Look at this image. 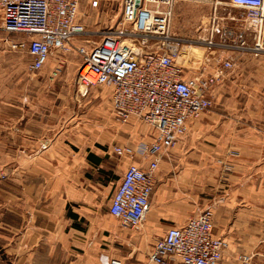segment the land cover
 I'll return each instance as SVG.
<instances>
[{
    "label": "built area",
    "instance_id": "built-area-1",
    "mask_svg": "<svg viewBox=\"0 0 264 264\" xmlns=\"http://www.w3.org/2000/svg\"><path fill=\"white\" fill-rule=\"evenodd\" d=\"M83 0H0L2 30L23 34L26 40H6L15 51L27 50L29 71H42L58 53L75 50L83 64L76 76L79 88L104 86L112 90V107L123 123L132 120L155 130L151 143L114 148L120 156L165 157L212 105L211 90L234 66L231 57L218 53L245 52L264 59V0H227V8L241 12L242 20L230 13L219 17L217 2L211 29L200 37L208 50L201 66L211 72L189 74L182 58L185 40L172 31L174 6L179 0H124L123 21L93 46L71 41L82 37L79 22ZM99 3L96 2V6ZM229 22H225V20ZM59 70V69H57ZM55 73L54 76H57ZM45 149V146H43ZM159 160L146 169L131 164L117 187L109 214L127 229H139L151 208ZM8 174L0 172V184ZM214 215L204 210L187 224L171 227L159 238L149 257L150 264H219L229 242L214 236ZM252 256H240L250 264ZM102 264H125L102 256Z\"/></svg>",
    "mask_w": 264,
    "mask_h": 264
},
{
    "label": "rangeland",
    "instance_id": "rangeland-1",
    "mask_svg": "<svg viewBox=\"0 0 264 264\" xmlns=\"http://www.w3.org/2000/svg\"><path fill=\"white\" fill-rule=\"evenodd\" d=\"M217 2L223 3L219 5V17L226 18L230 13L243 19L240 11L223 8L227 0H179L174 6L172 31L185 40L180 62L189 74L212 71L200 65L194 52L198 51L200 56L208 54L200 37L211 29ZM123 6L124 0H83L79 22L86 33L71 44L98 43L106 32L121 25ZM2 26L0 11V109L21 112L26 117L25 122L33 130L32 145L42 140V150H46L51 144L74 143L78 152L88 146L115 148L144 136L147 125L135 120L123 123L116 117L112 90L104 86L89 90L77 86L75 80L83 58L75 50L56 54L42 71L33 73L29 71L31 58L27 50L15 51L6 43L7 39L26 40V36L7 35ZM218 53L233 58L234 66L211 90L212 105L198 120L202 123L200 129L194 136L188 129L166 155L169 162L158 171L165 179L156 181L153 198L163 189L169 191L175 207L184 204L185 214L192 218L211 210L217 219L215 226L222 231L221 238L229 242V250L243 249L248 244L244 241L251 237L259 261L264 262V217L258 216L264 214V205L259 206V211L244 199V181L254 172L248 167L256 166L260 160L250 157L254 154L251 138L264 140V59L238 51ZM55 73L59 77L57 82L45 81ZM188 139L194 142L187 155L179 161L169 159L170 153ZM122 158L125 157H117ZM114 193L108 198L106 193L102 194L100 201L111 205ZM256 211L260 213L257 216ZM139 229L127 230V235L131 237V230ZM123 251L127 252V247Z\"/></svg>",
    "mask_w": 264,
    "mask_h": 264
},
{
    "label": "crops",
    "instance_id": "crops-1",
    "mask_svg": "<svg viewBox=\"0 0 264 264\" xmlns=\"http://www.w3.org/2000/svg\"><path fill=\"white\" fill-rule=\"evenodd\" d=\"M58 78L45 81L57 82ZM25 120L21 112L0 109V171L8 174L0 184V264H102V256L125 264H150L156 241L171 227L183 226L192 218L185 214L184 204L175 207L169 191L163 189L153 198L154 191L144 225L131 230L129 237L126 231L130 229L109 214L110 203L101 202L100 197L113 195L131 164L146 169L159 160L156 181L164 180L158 171L168 164L166 156H123L119 160L120 155L112 154L114 146H88L76 152L74 143L51 144L42 150V140L30 143L33 130ZM199 121L189 124L192 136L202 125ZM143 135L129 144L151 143L155 130L147 125ZM251 140L254 154L250 157L260 160L248 167L254 172L244 181V199L260 211L264 205V140ZM193 142L173 150L169 159L182 160ZM216 220L214 215V225ZM221 232L215 226L214 236L221 238ZM245 242L243 249L226 251L219 264H242L239 257L245 255L252 256L250 264H264L254 250L253 238Z\"/></svg>",
    "mask_w": 264,
    "mask_h": 264
},
{
    "label": "bare ground",
    "instance_id": "bare-ground-1",
    "mask_svg": "<svg viewBox=\"0 0 264 264\" xmlns=\"http://www.w3.org/2000/svg\"><path fill=\"white\" fill-rule=\"evenodd\" d=\"M183 51H184V48H183ZM195 55H197V57H199V61L202 62L203 61V58L205 57V53L203 56H200V54L197 52H194ZM199 55V56H198ZM184 58H188V56L184 55Z\"/></svg>",
    "mask_w": 264,
    "mask_h": 264
}]
</instances>
